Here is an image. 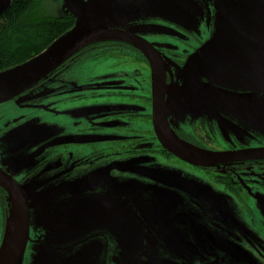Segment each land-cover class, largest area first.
<instances>
[{"label": "flooded vegetation", "instance_id": "obj_1", "mask_svg": "<svg viewBox=\"0 0 264 264\" xmlns=\"http://www.w3.org/2000/svg\"><path fill=\"white\" fill-rule=\"evenodd\" d=\"M195 1L197 6L200 5L199 11L191 9L181 12L180 18L168 12L156 14L155 18L148 22L160 27V32L155 36H139L151 43L160 56L161 66L158 71L160 73L163 69L166 99L170 94L184 95L187 101L191 96L201 104L202 100H205L204 96L208 95L198 88L196 90L199 91L193 93L189 90L188 93L183 88L182 70L188 60L211 37L217 11L213 0ZM203 11L207 14H203ZM105 55L125 57L123 64L130 68L127 71L103 74L109 78L106 82L112 86V91L108 87L100 89L98 85L102 83L97 81V76L92 75L82 81L70 78L74 73L73 69L79 64L89 59H100ZM203 80L208 81L205 77ZM248 83H241L236 91L232 90L241 95H253V99H245L246 110L242 107L240 111L233 109L231 112L229 108L230 116L227 111H220L222 106L213 105L205 110L196 108L195 114H192L189 104V115H182L183 118H179L178 114L168 116L171 127L180 139L210 152L263 149L264 139L250 129L252 126L247 122H254L259 116L258 112L262 110L259 106H264V98H259L261 93L255 92L256 87L248 88ZM213 86L227 90L221 84L213 83ZM136 89L144 90L145 94L132 92ZM106 94L123 96L129 101L133 97H139L143 102L140 107L100 110L94 99ZM219 94L222 92H217L214 96ZM215 100L219 101L218 98ZM241 103L238 102L242 105ZM152 105V67L146 55L133 44L123 41L91 44L70 57L32 88L0 103V171L20 185L25 194H34L40 199L41 195L35 192L39 193L44 187H53L52 191L62 185L74 184L80 178L92 174H95V182L91 183L92 185L114 186L115 178H108V170L114 169L112 166L116 162L127 160L134 155L161 154L173 161V164L183 162L187 165L186 171L206 177L214 185L237 198L240 204L239 212L250 229L249 223L256 228L264 227V155L245 156L208 165L185 162L167 151L157 138L152 123ZM215 111L216 114H213ZM243 111L247 113L244 114ZM176 119L185 121H180L176 126L173 124ZM29 124H36L39 129L36 136L25 135L26 127L22 126ZM119 124L129 131L123 135L124 145L118 144L119 139H116L113 129ZM126 147L130 149L125 155H121ZM92 187L85 188L82 193L90 194ZM100 188L104 190L103 187ZM10 198L9 192L0 185V246L10 216ZM258 203L263 210L258 208ZM109 205L110 202L108 209ZM189 220L182 225L183 228L189 230L203 223L193 215H190ZM108 223L113 224L110 221ZM52 230L51 225L43 226V217L36 213V209L30 210V239L24 255V264L33 260L35 249L40 247L39 241L45 240L47 249L56 246L52 245L53 237L49 235ZM251 234H257L256 230L253 229ZM229 245L236 248L237 264L255 263L248 253L247 243L240 242L237 238L235 244L229 242ZM261 245L262 248L256 247V252L262 253L263 261L264 239ZM192 250H196L194 245Z\"/></svg>", "mask_w": 264, "mask_h": 264}, {"label": "rangeland", "instance_id": "obj_2", "mask_svg": "<svg viewBox=\"0 0 264 264\" xmlns=\"http://www.w3.org/2000/svg\"><path fill=\"white\" fill-rule=\"evenodd\" d=\"M87 1L42 0L41 9L48 15L72 16L79 14ZM176 1H180L186 8L189 7L188 0ZM9 3L10 0H0V7H6ZM132 8L126 9V16L116 14L117 26L137 35L155 36L157 32H160V27H155L154 24L148 22L151 18H155L157 13L131 11ZM203 14H207V12L203 11ZM124 59L123 56L115 55H105L94 60L89 59L76 66L70 78L82 81L89 79L92 75L97 76L99 77L97 81L102 83L98 85L100 89L108 87L112 91V86L106 82L109 78L103 74L130 69L129 66L123 64ZM203 76H207V74H203ZM233 77L235 76L231 73L213 72L210 77H205L208 82L203 80V77L197 78L194 73L191 82L194 79L197 88L200 91H205L204 94L210 93L207 90L210 87L221 90L214 87L213 83L221 84L227 89L225 91L232 92V90L236 91L240 85V83L231 80L226 83L228 78ZM214 78L217 81H214ZM248 85L250 84L246 86ZM191 86L193 91H199L196 90L193 83ZM132 92L138 95L145 94L142 89ZM210 94L212 97L213 93ZM262 95L264 96V92L260 94V97ZM138 98L133 97L129 101L123 96L106 94L100 95L94 100L99 104L96 106L103 110L117 107H140L143 101ZM246 103H243V106L238 103H234L236 106L225 105L221 107L220 111H227L231 116L229 108H231V112L233 109L239 110L242 107L246 110L244 107ZM105 106L108 107L104 108ZM196 108L206 109L202 104H194L193 108L189 110L195 114ZM259 108H262L258 112L259 116L254 119V122L247 123L251 124L250 129L264 139V106H259ZM179 110H181V116L189 115V110H182L180 107ZM243 113L247 112L243 111ZM213 114H216V111ZM176 120L173 123L176 126L180 121H185L184 119ZM24 127H26V136H36L39 132L36 124L22 126V128ZM113 129L116 139H119L118 144L124 145L123 135L129 132L128 128L119 124ZM255 129L257 130L255 131ZM177 136L180 137L178 134ZM195 148L201 149L197 146ZM129 149L128 147L124 148L121 155H125ZM185 167L187 165L183 162L173 164V161L164 158L161 154L134 155L127 160L116 162L112 166L114 169L108 170V178H115L114 186L95 184L90 194L80 193L76 196V194L68 192L62 197H57L59 199L66 197L65 200H68L75 199L76 196L77 199L86 200L82 209L73 210L75 214L79 215L74 218V226L79 230V234L66 236L63 246L71 247L72 244H78L67 253V256L69 258L77 257V262L88 258L82 264H237L235 255L238 253L235 247L229 245V242L235 244L238 238L240 242L248 244V253L254 258V264H264V260L261 261L262 253L256 252V247L262 248L264 234L261 232H264V227L256 228L252 223H249L250 229L239 212L240 204L237 198L214 185L206 177L196 176L186 171L188 169ZM89 177L91 175L84 176L78 181L95 182L93 177ZM100 187H103L104 190ZM52 188L44 187L35 194H47ZM55 201L56 199H54ZM258 208L263 210L259 203ZM116 210L122 214L118 213L121 218L117 217ZM190 215L203 223L197 224L189 230L183 228L182 225L190 221ZM45 220L43 218V226H47ZM108 221L113 224L109 225ZM115 227L118 230H115ZM253 229L257 234H251ZM192 245L196 250H192ZM117 248H119L118 252Z\"/></svg>", "mask_w": 264, "mask_h": 264}, {"label": "water", "instance_id": "obj_3", "mask_svg": "<svg viewBox=\"0 0 264 264\" xmlns=\"http://www.w3.org/2000/svg\"><path fill=\"white\" fill-rule=\"evenodd\" d=\"M188 1L190 4L186 8L176 0H128L127 2L125 0H88L79 14L72 15L75 22L70 30L39 54L0 72V103L13 99L32 88L83 48L102 41H123L137 47L150 62L152 67V123L157 138L167 151L185 162L196 165H208L245 156L264 155V148L246 152H210L195 148L192 144L180 139L167 117L178 114V117L182 118L179 107L187 110L190 104V108H193L194 104L198 105L196 98L192 99L189 96L187 101L184 95L170 94L166 99V82L163 69L160 73L158 71L161 60L157 50L141 36L117 26L115 20L116 14L126 16V9L137 5L139 6L132 8L131 11H148L157 14L168 12L175 14L176 18L182 17L181 12L191 9L200 10V5L197 6L195 0ZM213 1L217 11L216 30L183 68V88L188 93H190L189 90L195 93L191 88L192 83L197 85L194 79L191 82L194 73L197 78H202L210 77L213 72H217L231 73L235 76L231 79L228 78L226 83H229V80L240 84L249 82L248 88L256 87L255 92H264V0ZM9 5L10 3L6 7H0V14ZM203 74H207V76H203ZM214 81L217 79L214 78ZM207 90L213 94L212 97L210 93L205 94L211 98L209 100L207 96H204L205 100H202L201 104L206 108L213 105L236 106L234 103L242 102L241 104H243L247 102L246 98L253 99L251 94L241 95L237 92L221 91L212 87ZM217 92H222V94L214 96ZM262 97L264 96L262 95ZM217 98L219 101L215 100ZM94 176L95 174H92L89 178ZM0 185L9 192L11 197L10 216L0 246V264H24V255L30 239L31 209H36V213H39L43 218L46 217L45 224L53 226L49 235L53 237L52 245L56 244V246L47 249L45 240L39 241L40 247L35 249L34 258L29 264H82L88 260L85 258L84 261L77 262V257L69 258L67 253L76 244L64 247L63 243L66 241V236L79 234V230L74 226V218L79 215L75 214L73 210L82 209L86 200L77 199L76 196L82 193L85 188L92 187L91 183L84 180L70 185H62L39 196L40 199L34 194H25L20 185L1 171ZM68 192L76 194L75 199L57 198ZM54 199H56L55 202ZM115 213L118 218H121L118 213L122 214L118 210ZM116 230L118 229L116 228Z\"/></svg>", "mask_w": 264, "mask_h": 264}, {"label": "trees", "instance_id": "obj_4", "mask_svg": "<svg viewBox=\"0 0 264 264\" xmlns=\"http://www.w3.org/2000/svg\"><path fill=\"white\" fill-rule=\"evenodd\" d=\"M41 2L11 0L0 14V70L29 60L73 27L74 17L48 15Z\"/></svg>", "mask_w": 264, "mask_h": 264}, {"label": "crops", "instance_id": "obj_5", "mask_svg": "<svg viewBox=\"0 0 264 264\" xmlns=\"http://www.w3.org/2000/svg\"><path fill=\"white\" fill-rule=\"evenodd\" d=\"M168 116H171V115H168ZM168 118V117H167ZM179 118H181V117H179ZM169 121V120H168ZM171 125V124H170ZM5 234V233H4Z\"/></svg>", "mask_w": 264, "mask_h": 264}]
</instances>
